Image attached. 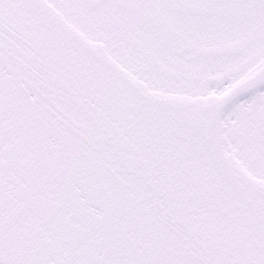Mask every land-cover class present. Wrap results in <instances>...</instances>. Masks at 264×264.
Wrapping results in <instances>:
<instances>
[{
    "label": "snow or ice",
    "instance_id": "obj_1",
    "mask_svg": "<svg viewBox=\"0 0 264 264\" xmlns=\"http://www.w3.org/2000/svg\"><path fill=\"white\" fill-rule=\"evenodd\" d=\"M0 264H264V0H0Z\"/></svg>",
    "mask_w": 264,
    "mask_h": 264
}]
</instances>
